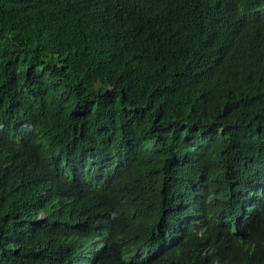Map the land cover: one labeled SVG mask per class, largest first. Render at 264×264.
<instances>
[{
  "label": "trees",
  "instance_id": "obj_1",
  "mask_svg": "<svg viewBox=\"0 0 264 264\" xmlns=\"http://www.w3.org/2000/svg\"><path fill=\"white\" fill-rule=\"evenodd\" d=\"M0 264H264V0H0Z\"/></svg>",
  "mask_w": 264,
  "mask_h": 264
}]
</instances>
